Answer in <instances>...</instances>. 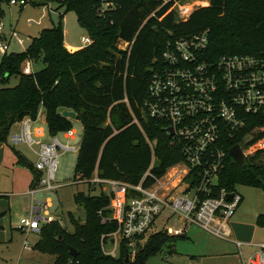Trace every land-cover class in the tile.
Listing matches in <instances>:
<instances>
[{
	"label": "trees",
	"instance_id": "1",
	"mask_svg": "<svg viewBox=\"0 0 264 264\" xmlns=\"http://www.w3.org/2000/svg\"><path fill=\"white\" fill-rule=\"evenodd\" d=\"M108 1L113 7L99 12L98 0H55V11L64 9L58 22L43 28L25 50L2 54L1 83L4 85L12 75H17L18 82L0 87V143H6L13 124L25 117L36 119L41 108L47 133L53 136L65 132L73 128V123L62 111H73L82 124L75 182L89 179L96 171L101 178L137 184L154 158L151 176L143 180V185L149 186L182 159L180 146L169 144L165 125L143 118L141 110L151 69L161 62L166 42L208 30L205 55L210 59L221 54L263 56L264 0H209V5L194 9L185 20L178 19L172 8L177 0ZM69 10L76 12L79 24L91 38L90 44L74 51L67 50L63 43L61 19ZM2 12L0 7V17ZM118 40L131 45L117 49L114 44ZM26 59L39 60L43 66L24 74ZM132 114L141 129L131 123ZM245 119L239 131L223 139L227 157L217 188L232 191L237 183L264 188V163L256 162L264 149H256L244 165L228 154L235 144L250 147L264 138V113H248ZM146 138L154 143L153 149ZM12 150L17 164L30 167L32 187L39 174L17 150ZM74 199L85 210V219L75 223L73 232L58 220L42 223L33 245L53 255V264H145L173 236H178L163 231L149 234L126 263L128 250L124 242L115 257L101 249V235L116 228L114 222L102 223L98 214L99 210L108 214L104 209L108 196L77 192ZM257 224L264 225L262 214ZM68 246L76 249L75 256L69 254Z\"/></svg>",
	"mask_w": 264,
	"mask_h": 264
},
{
	"label": "built area",
	"instance_id": "2",
	"mask_svg": "<svg viewBox=\"0 0 264 264\" xmlns=\"http://www.w3.org/2000/svg\"><path fill=\"white\" fill-rule=\"evenodd\" d=\"M8 1L11 5L24 6L28 3L27 0ZM54 1L39 0V6L49 12L55 11ZM98 1L99 12L113 7L108 0ZM190 13L191 9L186 10L181 20L187 19ZM39 23L41 17L37 21ZM2 29L0 22V51L4 54L9 48V41L5 42V37L3 40ZM12 37L19 45L24 43L14 29H11ZM208 38V30H202L166 42L161 62L151 69L141 106L143 118L163 123L167 135V128H172L169 144L180 146L182 159L169 167L163 176L154 178L149 186H144L143 180L151 176L150 167L154 158L137 184L101 178L96 171L84 180L93 195L103 193L109 198L104 208L108 214L98 211L102 223L116 224L113 231L100 237L104 254L115 257V251L124 242L127 255L133 258L137 246L151 233L163 231L168 235H184V227L178 229L164 225L160 230L154 228L155 221L164 211L170 214L166 220L177 216L185 225H196L218 238L227 240L230 236L227 221L242 196L236 190L216 187L227 157L223 139L232 137L243 127L246 114L264 113V55L221 54L210 59L205 55ZM81 41L88 45L91 38L82 36ZM124 43L127 47L131 45ZM33 71L32 60L26 59L22 72L30 74ZM18 123L16 130L9 131L7 142L11 146L24 144L29 147L35 154L33 167L39 174L28 190L32 199L30 211L19 220V224L27 232L37 234L42 223L58 219L50 210L49 201L33 200L34 195L58 188L54 184L58 150L74 152L77 146L61 142L59 134L51 136L41 126L32 130L31 125L38 123L37 118L25 117ZM131 123L141 129L139 120L133 114ZM62 134L68 140L76 136L73 128ZM45 135H49L48 140H42ZM146 141L153 149L154 143L147 138ZM165 175L168 177L163 182ZM179 186L181 188L177 191ZM228 194L231 196L228 197ZM107 243L114 245L110 252L104 250ZM236 245L240 246V243L236 242ZM24 246L29 248L27 242ZM239 255L241 264H264V242L258 243L248 255L242 256L241 250Z\"/></svg>",
	"mask_w": 264,
	"mask_h": 264
},
{
	"label": "rangeland",
	"instance_id": "3",
	"mask_svg": "<svg viewBox=\"0 0 264 264\" xmlns=\"http://www.w3.org/2000/svg\"><path fill=\"white\" fill-rule=\"evenodd\" d=\"M27 1L28 3L24 6L11 5L8 0L0 1L3 11L0 17V22L3 25L1 36L6 38L5 42L9 41L8 53L25 50L31 39L36 37L43 28L56 24L58 15L63 14L64 11L61 8L58 11L50 10L49 12L45 7L39 6V0ZM55 5L54 1L53 6ZM207 5H209V0H177L173 3L172 8L175 10L177 18L181 19L182 16H185L186 10L191 9L192 12L198 7ZM39 17H41V24H37ZM29 19H31L30 23ZM61 23L64 33L63 43L67 50L74 51L67 47L87 45L82 43L81 37H90V35L79 24L74 10L65 12ZM11 29H14L18 36L24 40L22 45L16 42L15 37L10 38ZM114 47L117 49L127 48L125 43L119 40L115 42ZM1 59L2 52L0 51V61ZM42 66L43 64L39 60L32 61L34 70H39ZM17 82V75H12L3 85L0 77V87H12ZM72 123L73 130L76 132L74 139L68 140L62 133L58 135L61 142L77 146V150L74 152L58 150L59 156L54 172V184L58 185V188L53 191L36 193L33 198V200L49 201L53 215L69 232L74 231L77 221L85 219V210L74 199V195L77 192L84 196L93 194L88 183L82 180L75 182L73 178L76 152L82 137V124L76 119H72ZM36 126L46 129L44 122L32 124L31 129L34 130ZM17 127L13 124L10 130L14 131ZM42 140H48V136L45 135ZM7 144V140L6 144H0V264H53V255L33 248L38 235L20 227L19 220L28 214L32 204L30 195L26 193L32 172L27 165L22 166L16 163L12 147L10 148L11 145ZM240 146L246 160L256 149H264V138L250 147H246L244 144ZM19 151L33 165L35 159L29 149L23 145L19 146ZM256 162L264 163V154ZM167 177L168 175H165L162 181L165 182ZM180 188L181 186L176 190L178 191ZM235 190L241 194L242 200L236 214L234 213L227 221V226L230 229V236L227 240L218 238L196 225H185L184 221L177 216H171L166 220L170 214L164 211L155 221V229L160 230L165 225V227L178 229L184 227L186 232L184 236H173L159 252L151 255L145 264H241L240 250L242 256H246L255 250L258 243L264 242V225L257 224L258 216L260 214L264 216V188L237 183ZM237 212L241 213L240 219L244 223L237 222ZM25 242L29 245L28 249L24 246ZM236 242H239L240 246H237ZM113 248L114 245L107 243L104 250L110 252ZM115 255H119V249L115 251Z\"/></svg>",
	"mask_w": 264,
	"mask_h": 264
},
{
	"label": "water",
	"instance_id": "4",
	"mask_svg": "<svg viewBox=\"0 0 264 264\" xmlns=\"http://www.w3.org/2000/svg\"><path fill=\"white\" fill-rule=\"evenodd\" d=\"M62 115L66 116L70 119H76V114L73 111H69V110H63L62 111ZM168 131V135L169 137L172 135L173 131L171 127L167 128ZM229 155L232 157V159L239 165H244L245 164V156L244 153L242 151V148L239 144H235L232 147L229 148L228 150ZM231 194H228V197H230ZM81 224H83V222H81ZM68 251L69 254L71 256H75L77 254V251L75 248H73L72 246H68ZM125 262H129V256L126 255L125 257Z\"/></svg>",
	"mask_w": 264,
	"mask_h": 264
},
{
	"label": "crops",
	"instance_id": "5",
	"mask_svg": "<svg viewBox=\"0 0 264 264\" xmlns=\"http://www.w3.org/2000/svg\"><path fill=\"white\" fill-rule=\"evenodd\" d=\"M43 15V14H42ZM65 46V45H64ZM66 47V46H65ZM67 48H69L70 50H75V49H79V48H81V47H77V46H71V47H67ZM34 70V69H33ZM37 121L38 122H44L45 123V125H46V121H45V112H44V109L43 108H41L40 110H39V113H38V117H37ZM15 125H17V126H19V123L18 122H16L15 123ZM18 128V127H17ZM43 128V127H42ZM48 136V138H49V135H47ZM64 136V135H63ZM0 144H6V143H0ZM9 144V143H8ZM7 144V145H8ZM24 144H19V145H17V146H10V144H9V146H10V148L12 147V148H14L15 150H17L19 153H20V155H22L23 156V158L27 161V159H26V157L19 151V146H23ZM26 146V145H25ZM27 147V146H26ZM28 149H29V151L34 155V159H35V154H34V152L29 148V147H27ZM36 148V147H35ZM12 152H13V150H12ZM77 153V152H76ZM14 154V153H13ZM15 156V155H14ZM15 160H16V157H15ZM28 162V161H27ZM30 163V162H29ZM33 176V175H32ZM31 180H32V177H31ZM31 182V181H30ZM30 186V185H29ZM28 190H29V188H28ZM28 190L26 191V193L28 194ZM29 195V194H28ZM237 209H238V207H237ZM236 209V210H237ZM236 210H235V214H236ZM238 211V210H237ZM233 213V214H234ZM238 213V212H237ZM240 215H241V213L239 212L238 214H237V222L238 223H244V221L242 220V219H240ZM232 217V216H231ZM239 217V218H238ZM28 249V248H27Z\"/></svg>",
	"mask_w": 264,
	"mask_h": 264
}]
</instances>
